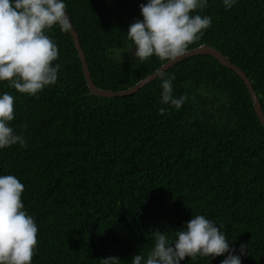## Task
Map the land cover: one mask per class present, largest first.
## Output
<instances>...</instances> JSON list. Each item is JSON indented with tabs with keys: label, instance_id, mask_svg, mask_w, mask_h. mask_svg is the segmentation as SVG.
I'll use <instances>...</instances> for the list:
<instances>
[{
	"label": "trees",
	"instance_id": "1",
	"mask_svg": "<svg viewBox=\"0 0 264 264\" xmlns=\"http://www.w3.org/2000/svg\"><path fill=\"white\" fill-rule=\"evenodd\" d=\"M97 88L126 90L167 61H141L126 50L129 25L147 0H65ZM212 25L187 51L207 45L239 68L264 115V0H238L226 10L209 0ZM56 43L58 81L36 96L0 82L14 96L10 123L26 146L0 150V175L24 185V210L37 226L31 264H131L146 255L154 232L168 237L192 215H204L232 247L248 244L242 264H264V129L242 80L210 56L166 70L179 110L160 103V79L114 98L89 93L68 32ZM164 109L163 114L160 109ZM227 253L211 259L221 264ZM181 264H210L207 258Z\"/></svg>",
	"mask_w": 264,
	"mask_h": 264
},
{
	"label": "clouds",
	"instance_id": "2",
	"mask_svg": "<svg viewBox=\"0 0 264 264\" xmlns=\"http://www.w3.org/2000/svg\"><path fill=\"white\" fill-rule=\"evenodd\" d=\"M237 2L222 0L226 10ZM208 6L209 0H147L139 6L142 19L130 24L126 32L131 43L114 58L121 62L122 53L134 48L135 59L141 61L152 57L161 62L175 61L211 27L212 17L200 14ZM66 10L65 0H0V82L7 81L9 88L29 96L57 83L59 49L46 32L54 26L63 32L70 30ZM158 78L160 103L179 110L187 97L174 96L175 77L161 73ZM164 111L160 109L161 114ZM14 119V96L0 93V150L16 144L26 146L24 137L10 126ZM23 191L17 177L0 175V264H31L36 251L38 226L24 210ZM232 243L212 220L192 215L171 238L154 232L151 250L146 255H134L131 264H181L185 257L207 258L211 264L210 258L225 253L221 264H242L248 244L236 249ZM101 264H120V259L109 256L101 259Z\"/></svg>",
	"mask_w": 264,
	"mask_h": 264
},
{
	"label": "water",
	"instance_id": "3",
	"mask_svg": "<svg viewBox=\"0 0 264 264\" xmlns=\"http://www.w3.org/2000/svg\"><path fill=\"white\" fill-rule=\"evenodd\" d=\"M69 22H70V20H69ZM70 25H71V28L68 31V33L71 37L74 49H75L77 57L79 59L86 86L92 95L97 96V97H105V98L129 96V95L137 92L138 90H140L145 84L156 79L161 73H164L166 70H168L169 68H171L172 66H174L175 64H177L178 62H180L182 60H185L187 58H192L195 56H199V55L200 56H210L213 59H215L220 65L231 70L233 73H235L242 80V82H243L245 88L247 89V92L251 98V102H252V106H253L255 115L257 116L260 125L264 129V115H263L260 104L258 102L256 94H255L249 80L246 78L245 74L239 68H237L235 65L229 63L223 57V55L221 53H219L218 51H216L215 49H212L209 46L201 45L195 49L186 51V53L182 57L176 59L175 61L166 62L158 70H156L153 74L147 76L145 79L136 83L132 87H130L126 90H123V91L112 92V91H107V90H101V89L97 88L96 85L93 83L91 75H90L88 67H87V64H86V61H85V57L83 55V51L81 49L77 35H76V33L72 27L71 22H70Z\"/></svg>",
	"mask_w": 264,
	"mask_h": 264
},
{
	"label": "bare ground",
	"instance_id": "4",
	"mask_svg": "<svg viewBox=\"0 0 264 264\" xmlns=\"http://www.w3.org/2000/svg\"><path fill=\"white\" fill-rule=\"evenodd\" d=\"M77 35V34H76ZM78 38V37H77ZM79 41V40H78ZM80 44V43H79ZM207 46V45H206ZM251 84V83H250Z\"/></svg>",
	"mask_w": 264,
	"mask_h": 264
}]
</instances>
